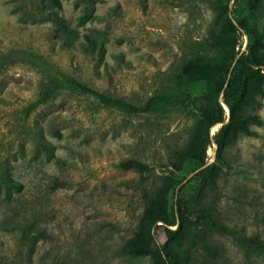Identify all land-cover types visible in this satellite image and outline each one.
Listing matches in <instances>:
<instances>
[{
    "label": "rangeland",
    "instance_id": "obj_1",
    "mask_svg": "<svg viewBox=\"0 0 264 264\" xmlns=\"http://www.w3.org/2000/svg\"><path fill=\"white\" fill-rule=\"evenodd\" d=\"M227 14L264 38V4L252 10L250 0H0V52L35 53L0 63V264H162L125 245L148 240L147 202L162 190L170 211L196 194L197 166L181 162L202 126L206 83L185 101L131 112L67 81L51 88L50 79L74 77L144 105L173 89L190 58L220 57L211 42ZM240 39L246 48L248 34ZM258 99L250 110L264 119V94ZM251 129L226 145L219 187L202 197L215 199L235 233L201 231L194 214L173 226L183 223L190 264H264L254 246L264 247V123ZM216 151L213 143L210 161ZM128 158L152 169L118 166ZM154 231L168 243L164 224Z\"/></svg>",
    "mask_w": 264,
    "mask_h": 264
},
{
    "label": "trees",
    "instance_id": "obj_2",
    "mask_svg": "<svg viewBox=\"0 0 264 264\" xmlns=\"http://www.w3.org/2000/svg\"><path fill=\"white\" fill-rule=\"evenodd\" d=\"M226 1V0H225ZM231 0H227V4ZM263 0H250L252 10H258ZM225 28L214 34L212 46L220 53L217 59L205 56L190 58L181 68L175 85L170 92L155 95L144 104L136 105L125 99L112 98L100 92L98 89L87 85L74 77H59L50 79V87L58 86L59 81H67L78 89L96 94L106 103H114L131 112H146L156 110L176 102L185 101L188 98L189 89L198 81H204L207 86L208 101L201 105L202 126L192 139L189 149L181 164L187 160L193 162L197 168L196 177L200 179L196 194L180 196L172 205V211L168 207L167 191L162 190L156 199L147 202L145 226L148 240L128 242L126 247L132 254L154 253L162 264H190L188 256L191 249L182 251L179 241V233L183 227L173 226L182 218L194 214L201 231H214L219 234L235 233L232 226L226 223L215 211V199L203 202L202 197L207 189H217L220 176V166L228 165L222 152L226 145L238 139L243 134H256L251 125L264 123L256 112L251 111V105L259 104V96L264 94V38L260 30L254 26L246 25L240 19L226 16ZM247 33L249 37L246 48L241 45V33ZM19 52L23 56H33L35 53L29 49L5 50L0 52V63L9 60L11 55ZM62 80V81H61ZM227 106L229 110L227 109ZM230 115V120L227 119ZM222 122L219 129L213 133L212 128ZM217 144L216 159L210 161L209 147ZM118 166L123 169H133L141 172L150 171L152 167L139 158H128L120 161ZM204 166V167H203ZM202 167L201 169H199ZM243 170V169H241ZM177 179V182H181ZM11 183L21 186L14 180ZM165 225L169 238L168 243L162 244L156 237L154 228ZM194 241L196 237H193ZM196 243V242H195ZM254 246L263 249L262 243L254 240ZM195 244L190 245L193 248ZM211 254L216 250L213 246L208 248Z\"/></svg>",
    "mask_w": 264,
    "mask_h": 264
},
{
    "label": "water",
    "instance_id": "obj_3",
    "mask_svg": "<svg viewBox=\"0 0 264 264\" xmlns=\"http://www.w3.org/2000/svg\"><path fill=\"white\" fill-rule=\"evenodd\" d=\"M227 108H228V106H227ZM228 110H229V108H228ZM230 120V115H229V117H228V119H227V121L226 122H228ZM225 122H222V123H220V124H218L219 126L220 125H222V124H224ZM204 167V166H203ZM202 167H200L199 169H201Z\"/></svg>",
    "mask_w": 264,
    "mask_h": 264
}]
</instances>
